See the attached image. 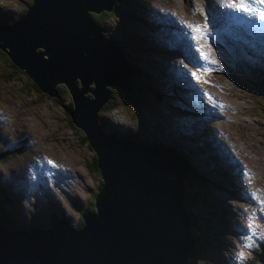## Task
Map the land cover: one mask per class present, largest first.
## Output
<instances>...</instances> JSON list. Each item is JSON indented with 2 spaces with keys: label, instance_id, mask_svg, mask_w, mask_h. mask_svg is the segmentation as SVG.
Returning <instances> with one entry per match:
<instances>
[{
  "label": "water",
  "instance_id": "1",
  "mask_svg": "<svg viewBox=\"0 0 264 264\" xmlns=\"http://www.w3.org/2000/svg\"><path fill=\"white\" fill-rule=\"evenodd\" d=\"M111 3L31 0L18 20L0 26V50L41 92L54 97V84L64 83L70 122L83 131L100 174L95 211L80 215V229L58 223L26 233L0 224V264H185L191 239L180 180L188 165L172 148L107 138L96 125L109 86L133 93L129 65L89 15Z\"/></svg>",
  "mask_w": 264,
  "mask_h": 264
},
{
  "label": "rangeland",
  "instance_id": "2",
  "mask_svg": "<svg viewBox=\"0 0 264 264\" xmlns=\"http://www.w3.org/2000/svg\"><path fill=\"white\" fill-rule=\"evenodd\" d=\"M151 8L161 13L158 5H164L167 9H174L179 13L188 15L193 14L198 18L203 26L202 18H199L192 12V7L198 9V12L203 18L207 19L210 26L209 15L207 9L204 7L209 4V0H187L186 4L184 0H144ZM30 4V0H0V16H3L5 22H9L18 15L25 7ZM117 4L116 0H112L111 6ZM126 2H124V5ZM139 6H146L141 1L138 3ZM118 5V14L120 19L117 21L118 28L112 29L111 42L120 47H124L127 52V57L130 62L134 65L137 64L140 71L143 74L148 75L149 79L145 81L141 91L143 96L141 100L137 101L140 115L143 119L147 115H151L152 119L162 118L164 116L177 114L178 109L170 107L172 101L176 97L171 94H166L167 84L169 82V73L167 66L169 59L172 55L171 52L159 49L155 52H151L156 49L158 42L155 39L156 33L151 32L145 38L146 28L144 24L136 23L134 17H127L124 14L125 6ZM148 11V10H144ZM115 13L109 15L92 14L91 20L94 23L103 25L104 33H110L111 24L117 20ZM1 20V17H0ZM156 28V27H153ZM133 31V32H132ZM143 36L142 38H139ZM116 45V46H117ZM230 44H226L225 48H228ZM124 52V51H123ZM235 62H239L247 56L245 51H230L229 52ZM46 57V55H45ZM126 58V56H125ZM243 58V59H242ZM255 63V62H254ZM256 65V64H255ZM247 68V73L251 75V86L255 91L251 90H240L234 89L232 102L236 105L240 111V118L237 119L235 125L228 126L225 124L224 128L229 133V138L225 137L229 142L231 149H236V154L240 153L245 161L252 166L253 172L257 178H259V184L264 191V148L258 145V140L262 138L264 134V71L259 72L258 68L245 64L242 66ZM254 68L255 70H252ZM242 71V70H241ZM231 76V75H230ZM144 83V80H142ZM65 87L64 83H58L57 90L62 93H68L67 88L62 90L59 86ZM75 87L81 88L80 81L77 78L74 82ZM92 86V85H91ZM226 90L230 92L228 84L223 85ZM234 87V86H231ZM151 88H154L156 93L162 95L163 100L159 101L151 93ZM263 88V89H262ZM112 92V99H109L113 105L118 107L112 111L103 113V115L109 119L110 123L115 126L124 127L125 125L133 126L134 119H132L130 106L124 105L118 99L121 95L131 99L132 95H126L121 88H110ZM196 92L195 89H191L188 94V99L197 105L193 94ZM170 102V104H169ZM69 98L63 97H50L39 90H37L31 83V80L25 73L18 69L14 64L10 63L3 53L0 52V132L7 130L10 137L3 140L4 143L11 146L15 152L14 154L0 156V173L8 177L11 181L15 179V184L10 186L9 189L17 188L21 193H29L34 189V175L28 179V176L22 178L17 176L15 169L16 167L34 164L36 161H52V164H58L63 167L70 175L72 174L73 180L66 178L62 188L67 190L65 197L70 199L74 205L79 204L83 207L89 198V193L92 187L96 183L100 182L99 175L93 172L91 164L93 161V155L90 150L86 147L83 133L69 123V119L66 114V108L69 106ZM213 108L208 107L206 111L207 116H211ZM200 115L198 111L186 118L185 120H192ZM65 125V126H64ZM134 127V126H133ZM156 130H159V126L154 125ZM133 129V128H132ZM219 129H222L219 126ZM21 131L25 135V139L21 141V146H15L16 140L12 137L16 136V132ZM105 132V130H104ZM11 138V140H8ZM149 140H168L159 135L154 136ZM24 142L27 143L25 149H22ZM163 144H171L174 149L178 152L189 155V151L177 140L172 142H162ZM165 147V146H163ZM2 149V148H0ZM187 151L183 152L182 150ZM209 150L212 152V148L209 146ZM7 151L2 149V152ZM236 155V156H237ZM192 159L201 160L203 156H191ZM210 158L217 160L212 153ZM192 159L188 160V166L190 173L196 171L199 174L205 176L209 182H205L197 179L193 181V185L187 187L185 192L191 188L190 198L195 200L194 203L190 204V208L185 203L186 211L191 214L192 221L196 223L194 226L189 224L188 235L190 237V230L192 228L199 230L201 234H204L206 239L209 236V226L217 222L219 232H222L224 228L230 229L234 223L232 213L228 207L223 203L227 200L228 188L226 185H230L232 189L237 187V181L234 175L231 173L232 167L224 164L221 160H217L221 166V176L223 180H219L217 177H209L207 172L200 167ZM10 169H14L10 171ZM262 174H259V173ZM68 175V174H66ZM190 175V174H189ZM1 179V178H0ZM4 180V179H2ZM49 184H52V176H48ZM186 182V181H185ZM184 182V185H185ZM216 185L222 188H214ZM6 183L0 181V188H5ZM51 185H49V188ZM213 187V188H212ZM39 193L43 195L49 205L48 192L56 194L55 185L52 189L44 190L39 185ZM36 190V189H35ZM32 198L37 199V191L32 192ZM64 196H57L60 202L63 203ZM186 197V196H185ZM78 199V200H74ZM219 201V202H218ZM49 209V208H48ZM50 210V209H49ZM65 214L73 218L70 222L71 225H75V214H73L68 208H64ZM191 221V223H192ZM49 224H52L49 223ZM218 242V235H214L210 240L209 249L201 253L200 257L205 259L209 264L217 259V255L213 252L216 250V244ZM254 242L250 243L252 245ZM194 243L192 241V247ZM213 251V252H212Z\"/></svg>",
  "mask_w": 264,
  "mask_h": 264
},
{
  "label": "clouds",
  "instance_id": "3",
  "mask_svg": "<svg viewBox=\"0 0 264 264\" xmlns=\"http://www.w3.org/2000/svg\"><path fill=\"white\" fill-rule=\"evenodd\" d=\"M138 1H140V0H116L117 4L115 6H110L109 11L101 9L98 13L89 12V15L91 18L92 14H100L101 13L102 15H109L110 13H114L115 11H116V13H118L117 12L118 11L117 10L118 5H124V2H126V4L124 6L126 9L127 17L128 18L134 17V15H135L134 6H135V3H137ZM160 14H164V12H161ZM117 18L118 19L114 23H116L120 19V14H118ZM95 24L97 25L98 28L103 30V28H104L103 25H100L97 23H95ZM110 26H113V24H111ZM153 32L156 33L155 38H158L157 28ZM103 38H105L104 40L106 42L111 40V37H103ZM31 83L37 90H39L34 85V83L32 81H31ZM111 87H114V86L108 87L109 88L108 93H112L110 90ZM115 88H117V87H115ZM250 88H252V86L249 84H246L244 86V90H249ZM54 92H55V90H54ZM230 93L233 96V92H230ZM55 94L56 95L54 97H58L56 92H55ZM108 101H109V99H107V101L104 104H106ZM70 105H71V102H70ZM101 107L99 108V110L101 109ZM115 107H116V105H115ZM137 108H138V106H137ZM110 111H112V110L106 111L105 113L107 114ZM97 112H96V114H97ZM131 115H134V117H135V122L133 125L134 127H131L130 130L121 127L122 135L121 134H119V135H121L122 137L127 136L126 139L122 138V140H129V141L134 142L136 144L148 145L150 147H152L154 144L159 146L158 145L159 140H147V136H146V132H148V131H150L151 134L154 136H156V132L153 130H149L145 125V121L144 120L142 121L141 118H138V116L134 113L133 110L131 112ZM69 123L71 125H73L70 122V119H69ZM96 125H97L99 132L104 137L108 138V135L113 133V132H111V123H110L109 119L106 118L104 115L102 116L100 121H97V117H96ZM74 127H76V126H74ZM101 127H103V130H101ZM79 130H81V129H79ZM104 130H105V133H104ZM141 135L143 137L138 138ZM83 136L85 139L84 133H83ZM205 141L209 142V145L212 148V152L206 146ZM257 142H258V145L263 147V145H264L263 139H259ZM192 143H193V146H190L189 155L185 154L186 158L188 157L189 160L192 159L191 156H196V147H198V148L203 147L202 156L204 157V160H206V158L210 159V154L212 153V155H213L215 153V147L217 149H219V146L216 143H214L212 140H193ZM85 144H86V147L88 148V150H90L92 152V150L87 145L86 139H85ZM5 150H7V151H4V150H3V152L0 151V156H4V155L5 156L10 155L11 156L12 154H14V156H16V152L11 146H8ZM192 160L195 161V159H192ZM30 164H32V163H30ZM32 165H34V164H32ZM25 166H27V165H25ZM200 167H202L207 172L209 177H213L212 173L210 172V170L208 168H206L205 165H201ZM240 168L243 170V173L245 174L247 171V168H249V164H247V162L242 159ZM11 170H14V169H10L8 174H10ZM251 170H252L251 173L253 174V169H251ZM97 171H98V169H97ZM98 175H99V180H100L99 171H98ZM253 176L259 181V178H257L254 174H253ZM0 178H1L0 181L6 183L5 188H0V224L3 225L4 227H6V229L8 231L13 232L16 230H19V231L23 230L21 227V224L19 222L20 218L17 215L18 212H20V211H22L25 214L24 219L27 223H29V222H36L37 223V229L36 230H44V229L50 230L51 229L52 225L50 224L48 226L47 223L45 222V220L49 218V216L52 212H54L56 215H61L63 217H66L70 222L73 221L72 217L67 216L65 214L64 208H68L66 205V201L69 203H73V202L70 201V199H68L67 197H65L63 195V194L66 195V193H67V190H65L64 188H62V187L57 188L55 186L56 190L58 191L56 194H53L52 191L47 193V196H48L49 202H50L49 205L47 204L46 200H44V201L42 200L43 195H41L37 199V202L39 204L34 205L31 203V201L33 200V198H32L33 193L32 192L33 191L36 192L38 190V186H36V183H34V188H33L34 190L33 191H30L29 193H26V192L21 193L17 190V188L9 189L10 186L15 184V179L13 181H11L10 179H8V177L4 176L1 173H0ZM245 178H246V176H244V179ZM2 179H4V180H2ZM53 185H55V184H53ZM99 185H100V182H99ZM41 186H43V185H41ZM59 192H61L62 195H60ZM57 196H64L63 203L60 202L59 198H56ZM74 200H78V199L74 198ZM228 202L230 204L236 203L234 201H228ZM223 203L226 205V201L221 202V203L219 202L220 205H222ZM259 205H264V202H261ZM6 208H10V211L8 212L6 210ZM92 211H95V210H92ZM75 217H76V215H75ZM52 223L58 224L59 222L57 223L55 221ZM216 225H217V222L215 224L209 226L208 239H206L205 235L201 234V232L199 230H196L194 228H192L190 230V239L193 241L194 245L191 249H188V253H187V256L185 259V264H209L205 259L201 258L200 255L202 252H204L207 249H209L211 251L210 240L214 235H218V242L216 244L215 252H213V251L212 252L217 255V259L215 261H213L211 264H264V226H259L256 228L257 235L254 238H252L250 240L249 239L248 240H239L238 232H237V229L235 227V222L233 223V225L230 229L224 228V230L222 232H219V229L217 228L218 226H216ZM263 225H264V221H263ZM69 228L71 230H74L71 227H69ZM80 228H78V229H80ZM78 229H75V230H78ZM252 242H254V243L251 245V247H248L247 245H249ZM241 253H243V259L239 258Z\"/></svg>",
  "mask_w": 264,
  "mask_h": 264
},
{
  "label": "trees",
  "instance_id": "4",
  "mask_svg": "<svg viewBox=\"0 0 264 264\" xmlns=\"http://www.w3.org/2000/svg\"><path fill=\"white\" fill-rule=\"evenodd\" d=\"M25 8H26V7H25ZM24 12H25V10H22V11H21L18 15H16L15 18H13L11 21H9V22H1V24H2L3 26H7V25H9V24H12L14 21L18 20V19L23 15ZM102 34H103L104 36H107L106 33H103V32H102ZM122 49H123V51H124V55L126 56L127 62L129 63L130 67L133 69V71H134L136 74H135V76H134V90H133V93H132V96H133V97H132L131 99H128V98H126V97H124V96H119L118 99H119V100L121 101V103L124 104V105H127V106H134V107H135L134 112L136 113V112H137V105L134 104V103H136L137 101L141 100V98H142V96H143V91H141V89H142V87L144 86L145 81L148 80L149 77H148V75L143 74V73L140 71V68H139V66H138L137 64L134 65L132 62L129 61V59H128V57H127V52L125 51V49H124L123 46H122ZM0 52L3 53V54L5 55V57L8 59V61H10V59L8 58V56L6 55V53H5L4 51L0 50ZM10 63H11V61H10ZM230 75L233 77V79H235L234 77H236V78H239V77H240L239 73H236V72H233V71L229 74V76H230ZM142 80H144V83L142 82ZM236 83H237V82H236ZM243 84H244V86H245L246 84L251 85V81L246 80ZM57 86H58V85L55 86L54 90H55V92L57 93L58 97H63V96L68 97V94H67V93H62V92L56 91V90H57ZM59 88L62 89V90H65V87L62 86V85H60ZM151 93H152V95L154 96V98H157L159 101H162V100H163V98H162L163 96H162V95H159L158 93H156V91L154 90V88H151ZM119 94L122 95L123 93L120 92ZM109 96H112V94L109 93ZM68 98H69V97H68ZM69 105H70V104H69ZM114 107H115V105L111 104L110 101H108L106 104H104V105L101 107V109H100V110L97 112V114H96L97 121H100V120H101V118H102V116H103V113H105L106 111H109V110L113 109ZM131 116H132V119H134V121H135V117H134V115H131ZM101 130H103V127H101ZM108 136H114V134L111 133V134H109ZM120 137L123 138V139H126V138H127V136H123V137L120 136ZM130 138H131V137H130ZM262 138L264 139V134H262ZM91 168L93 169V170H92L93 172H95L96 174H98V171L96 170V167H95V163H94V161H92ZM198 178H199L200 180L205 181V182H207V183L210 184L209 180H208L205 176L199 174V173L196 172V171H192V172L190 173L188 179H187L186 182H185V189H186L187 187H190L191 185H193V181H197ZM199 179H198V180H199ZM98 187H99V184H98V182H97L96 185L92 187L93 189H92L91 192H90V191H89V192L87 191V193H89V198L87 199L86 204H85L83 207H80L79 204L74 205L73 203H69V202L66 201V205H67V207L69 208V210H70L73 214L76 215V220H75V225H74V226L71 225L70 221H69L66 217H63V216H61V215H56L54 212H52V213L50 214L49 218L45 220V222L47 223V225L49 226V225H50L49 223H51V222H55V221H56L57 223H58V222H59V223H65V224L68 225V227H71V228H73L74 230L80 228V227L83 225V221H82L80 215H82L83 213L90 212V211L94 210L93 197H94V194H95V192L97 191ZM219 187H220L219 185H216L214 188L218 189ZM212 188H213V187H212ZM190 192H191V188H190L187 192H185V193H186V197H185V199H184L186 205H187L189 208H190V204H191V203H194V201H195V200H193V199L190 198ZM59 194L62 195L61 192H59ZM189 210L191 211V215H192V211H193V210H191V209H189ZM195 224H196V223H194V220H193L192 223H191V226H194ZM35 227H36V224H33V225H32V228H35Z\"/></svg>",
  "mask_w": 264,
  "mask_h": 264
},
{
  "label": "snow or ice",
  "instance_id": "5",
  "mask_svg": "<svg viewBox=\"0 0 264 264\" xmlns=\"http://www.w3.org/2000/svg\"><path fill=\"white\" fill-rule=\"evenodd\" d=\"M222 7H226L229 11L226 13H223V15H230L239 13L246 17V19L251 22L253 20H259L261 22H264V0H231V2L227 4L221 5ZM189 27L192 29L193 33H198L199 37L193 35L192 39L195 40L197 38L199 39H205L207 37V32L205 29L209 27V22L206 19L203 26L200 25H189ZM197 52L200 51L199 48L196 49ZM201 58L204 60H209V57L201 53ZM192 76L194 78H197V74L195 72L192 73ZM49 164H52V161H48ZM253 227L252 224L248 225V228L251 229ZM255 235V233H253ZM248 239H251V236L248 237ZM248 247H251V245H247ZM240 259H243V253L239 256Z\"/></svg>",
  "mask_w": 264,
  "mask_h": 264
},
{
  "label": "bare ground",
  "instance_id": "6",
  "mask_svg": "<svg viewBox=\"0 0 264 264\" xmlns=\"http://www.w3.org/2000/svg\"><path fill=\"white\" fill-rule=\"evenodd\" d=\"M187 0H184V3L186 4L187 2H186ZM209 5V4H208ZM205 9H207V6L206 7H204ZM192 12L196 15V16H198L199 18H202V22H203V24L205 23V18H203L202 17V15L198 12V9H195L194 7H192ZM124 14H126V12H123ZM133 32V31H132ZM143 36H140L139 38H142ZM159 49H163V50H165L164 49V47L161 45V44H157L156 45V49H154V50H152L151 52H155V51H157V50H159ZM125 56V55H124ZM126 59V58H125ZM131 69V71H132V73H133V89H134V76H135V72L133 71V69L132 68H130ZM77 78H74L73 79V81H75ZM120 88V87H119ZM122 89V88H121ZM127 95V94H126ZM174 95V94H173ZM128 96H129V94H128ZM228 99H230L231 101L233 100V99H231V98H228V97H226L225 98V101H228ZM114 111H116V110H114ZM114 111H112V113L114 112ZM65 126V125H64ZM156 126H158V125H156ZM82 133H83V131L82 130H80ZM105 133V132H104ZM222 139V138H221ZM205 144H206V146L207 147H209L210 145H209V142L208 141H205ZM159 146H167V147H169V146H171V144H163L162 142L161 143H159L158 144ZM173 147V146H172ZM183 152H185V151H187L186 149H184V150H182ZM218 160V159H217ZM189 174H190V168H188V170H187V175H184L183 176V179H181L180 180V186L182 187V196L180 197V203H181V205H182V208H183V210H184V212H185V214L187 215V217H188V226H187V234H188V228H189V224H191V221H192V216H191V214H190V212L189 211H186V208H185V201H184V199H185V196H186V193H185V185H184V182L188 179V177H189ZM54 223H52L51 225H53ZM189 236V235H188ZM190 238V237H189ZM192 248V240H191V244H190V247H189V249H191Z\"/></svg>",
  "mask_w": 264,
  "mask_h": 264
}]
</instances>
